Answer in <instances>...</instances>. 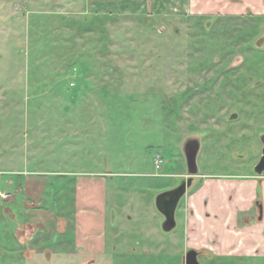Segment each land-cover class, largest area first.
<instances>
[{"label":"rangeland","instance_id":"obj_1","mask_svg":"<svg viewBox=\"0 0 264 264\" xmlns=\"http://www.w3.org/2000/svg\"><path fill=\"white\" fill-rule=\"evenodd\" d=\"M262 136V16L171 17L99 11L93 0H0V264L54 262L50 244L34 243L32 227L18 219L5 235L15 243L3 245L5 200L23 185L11 170L41 182L55 172L152 174L159 153V173L179 175L187 173L184 146L195 140L197 174L248 175ZM110 175L120 188L117 205H130L140 189L137 201L161 219L156 195L167 181L176 188L188 180ZM130 222L121 218L123 235ZM125 256L113 261L145 262L138 252Z\"/></svg>","mask_w":264,"mask_h":264},{"label":"crops","instance_id":"obj_2","mask_svg":"<svg viewBox=\"0 0 264 264\" xmlns=\"http://www.w3.org/2000/svg\"><path fill=\"white\" fill-rule=\"evenodd\" d=\"M93 6L99 11L162 13L171 17L248 13L264 18V0H93ZM8 150L14 151L11 147ZM163 163L157 153L152 158V174L55 172L49 176L55 180L44 178L43 182L11 170L9 174L18 173L23 185L22 192L10 196L3 205L4 247L11 248L15 243L5 235L11 237L18 219L32 227V241L36 238L41 244H50L51 264L63 260L62 264H119L117 258L123 260L125 254L137 252L145 262L136 264H185L190 250L197 253L199 264H264V172L215 175L197 174L196 170L190 175L187 170L173 175L159 173ZM124 164L130 165V161ZM110 174L139 179L192 178L175 206L174 226L169 230L178 228L180 234H162L168 231L162 228L165 218L157 208L160 196L177 187L167 181L156 195L155 209L161 219L155 216L154 206H141L137 201L142 197L140 189L130 205H117L120 188L108 181ZM61 182L72 183L63 187ZM144 215L150 221L140 219ZM121 218L131 221L127 235L118 227Z\"/></svg>","mask_w":264,"mask_h":264},{"label":"water","instance_id":"obj_3","mask_svg":"<svg viewBox=\"0 0 264 264\" xmlns=\"http://www.w3.org/2000/svg\"><path fill=\"white\" fill-rule=\"evenodd\" d=\"M262 141V155L254 168L257 175H261L264 172V136ZM199 150V143L195 140H189L184 146L185 159L187 164V170L190 175L196 173V156ZM192 178H188L187 182H183L181 186L177 187L174 191L168 192L160 196L158 201V209L162 212L165 221L162 225L164 231H169L174 226V209L179 198L185 193L186 188L191 185ZM162 198V199H161ZM167 200V201H166ZM185 264H199L197 261V253L193 250L187 252L185 256Z\"/></svg>","mask_w":264,"mask_h":264},{"label":"flooded vegetation","instance_id":"obj_4","mask_svg":"<svg viewBox=\"0 0 264 264\" xmlns=\"http://www.w3.org/2000/svg\"><path fill=\"white\" fill-rule=\"evenodd\" d=\"M167 201V200H166Z\"/></svg>","mask_w":264,"mask_h":264}]
</instances>
